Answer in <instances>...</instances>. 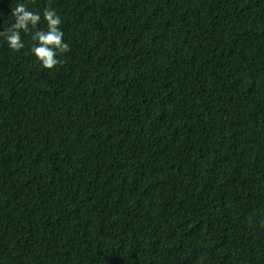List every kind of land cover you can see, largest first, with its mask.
I'll return each mask as SVG.
<instances>
[{
	"label": "trees",
	"instance_id": "trees-1",
	"mask_svg": "<svg viewBox=\"0 0 264 264\" xmlns=\"http://www.w3.org/2000/svg\"><path fill=\"white\" fill-rule=\"evenodd\" d=\"M54 8L52 71L0 37V264H264V0Z\"/></svg>",
	"mask_w": 264,
	"mask_h": 264
},
{
	"label": "clouds",
	"instance_id": "clouds-1",
	"mask_svg": "<svg viewBox=\"0 0 264 264\" xmlns=\"http://www.w3.org/2000/svg\"><path fill=\"white\" fill-rule=\"evenodd\" d=\"M15 22L0 31V37H4L8 47L13 52H20L25 44L21 33L31 36L35 43L31 47L32 54L40 62L44 69L52 71L63 61L58 57L70 51V46L64 42V33L60 28L62 23L60 16L54 8L45 7L43 19L46 21L47 30H41L37 26L41 23V13L30 10L26 4H17L12 12Z\"/></svg>",
	"mask_w": 264,
	"mask_h": 264
}]
</instances>
